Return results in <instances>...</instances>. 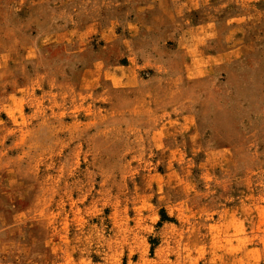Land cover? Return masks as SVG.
I'll use <instances>...</instances> for the list:
<instances>
[{"label": "rangeland", "instance_id": "374dc122", "mask_svg": "<svg viewBox=\"0 0 264 264\" xmlns=\"http://www.w3.org/2000/svg\"><path fill=\"white\" fill-rule=\"evenodd\" d=\"M0 264H264V0H0Z\"/></svg>", "mask_w": 264, "mask_h": 264}, {"label": "trees", "instance_id": "16d2710c", "mask_svg": "<svg viewBox=\"0 0 264 264\" xmlns=\"http://www.w3.org/2000/svg\"><path fill=\"white\" fill-rule=\"evenodd\" d=\"M161 214H162V219H161V221L169 220V219L166 217L164 211H162Z\"/></svg>", "mask_w": 264, "mask_h": 264}]
</instances>
